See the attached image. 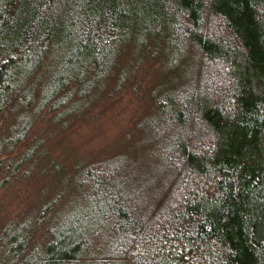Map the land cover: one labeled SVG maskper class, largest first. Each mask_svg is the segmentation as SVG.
<instances>
[{"label":"trees","instance_id":"1","mask_svg":"<svg viewBox=\"0 0 264 264\" xmlns=\"http://www.w3.org/2000/svg\"><path fill=\"white\" fill-rule=\"evenodd\" d=\"M152 58L132 154L65 173L43 136ZM34 168L64 179L0 217V264H264V0H0V188Z\"/></svg>","mask_w":264,"mask_h":264},{"label":"rangeland","instance_id":"2","mask_svg":"<svg viewBox=\"0 0 264 264\" xmlns=\"http://www.w3.org/2000/svg\"><path fill=\"white\" fill-rule=\"evenodd\" d=\"M160 75L157 58L143 62L126 88L112 97L98 101L69 127L44 135L42 145L47 146L52 158L60 161L65 173L76 160L90 154L93 159L107 157L117 151L132 154L130 147H136L138 142L132 140V134L129 137L127 135L134 121L149 106V89ZM51 125L54 123H50L47 116L39 120L20 149L24 148L30 138L37 136L40 130ZM51 177L52 171L40 173L34 168L28 172L27 177L14 178L1 187L0 217H10L17 213L24 205H29L36 195L37 201L47 199L64 179V176Z\"/></svg>","mask_w":264,"mask_h":264}]
</instances>
